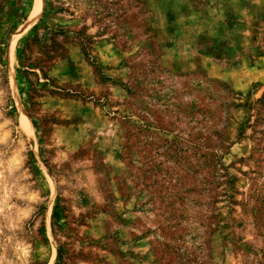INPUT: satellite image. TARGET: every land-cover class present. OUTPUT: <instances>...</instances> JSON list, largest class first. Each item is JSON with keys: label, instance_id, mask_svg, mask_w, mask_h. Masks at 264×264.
<instances>
[{"label": "rangeland", "instance_id": "rangeland-1", "mask_svg": "<svg viewBox=\"0 0 264 264\" xmlns=\"http://www.w3.org/2000/svg\"><path fill=\"white\" fill-rule=\"evenodd\" d=\"M0 0V264H264V0Z\"/></svg>", "mask_w": 264, "mask_h": 264}, {"label": "bare ground", "instance_id": "bare-ground-1", "mask_svg": "<svg viewBox=\"0 0 264 264\" xmlns=\"http://www.w3.org/2000/svg\"><path fill=\"white\" fill-rule=\"evenodd\" d=\"M42 9H43L42 0H36L34 11L32 13L31 18L27 22L26 26L32 25L39 18L40 14L42 12Z\"/></svg>", "mask_w": 264, "mask_h": 264}]
</instances>
